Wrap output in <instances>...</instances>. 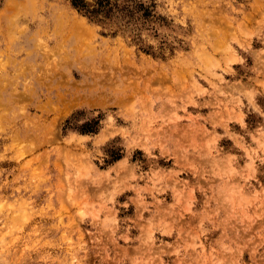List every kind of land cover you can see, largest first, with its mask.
<instances>
[{
  "label": "rangeland",
  "instance_id": "374dc122",
  "mask_svg": "<svg viewBox=\"0 0 264 264\" xmlns=\"http://www.w3.org/2000/svg\"><path fill=\"white\" fill-rule=\"evenodd\" d=\"M23 1L0 0V264H264V0L126 24Z\"/></svg>",
  "mask_w": 264,
  "mask_h": 264
},
{
  "label": "trees",
  "instance_id": "16d2710c",
  "mask_svg": "<svg viewBox=\"0 0 264 264\" xmlns=\"http://www.w3.org/2000/svg\"><path fill=\"white\" fill-rule=\"evenodd\" d=\"M78 12L89 19L98 22L120 21L124 24L136 19L138 15L142 18L149 16L148 7L142 0H67ZM95 127L85 124L83 132L94 131Z\"/></svg>",
  "mask_w": 264,
  "mask_h": 264
},
{
  "label": "bare ground",
  "instance_id": "6f19581e",
  "mask_svg": "<svg viewBox=\"0 0 264 264\" xmlns=\"http://www.w3.org/2000/svg\"><path fill=\"white\" fill-rule=\"evenodd\" d=\"M17 5H19V4H17ZM34 5H35V2H33V0H24L22 6H23V8H26L29 10ZM38 6L40 7V9H42L41 11L43 12V14L49 15L47 17L48 22L46 24L44 23L46 26H38V28L41 30V32L44 36H46L47 38H51V40L61 41L62 39H64L65 36H68V38H71L74 35V30L72 29L71 23L68 22V24H66L64 22L63 18H61V17L57 18L56 16L53 15V13L51 14V11L48 7H44L43 5L42 6L38 5ZM15 11H17V10L15 9ZM19 12L16 13L17 14L16 16L13 15V17L15 18L14 21H19L20 19L26 18L28 13H29L26 10L25 11L22 10V7L19 10ZM35 26H36V24H35ZM50 29H51V32H50ZM49 41H50V39H49Z\"/></svg>",
  "mask_w": 264,
  "mask_h": 264
}]
</instances>
